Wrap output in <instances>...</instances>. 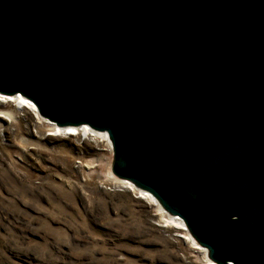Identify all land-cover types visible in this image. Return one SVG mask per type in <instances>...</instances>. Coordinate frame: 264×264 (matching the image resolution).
<instances>
[{"label":"water","instance_id":"obj_1","mask_svg":"<svg viewBox=\"0 0 264 264\" xmlns=\"http://www.w3.org/2000/svg\"><path fill=\"white\" fill-rule=\"evenodd\" d=\"M0 94L106 132L208 259L264 264V0H0Z\"/></svg>","mask_w":264,"mask_h":264},{"label":"rangeland","instance_id":"obj_2","mask_svg":"<svg viewBox=\"0 0 264 264\" xmlns=\"http://www.w3.org/2000/svg\"><path fill=\"white\" fill-rule=\"evenodd\" d=\"M40 117L0 102V264H207L111 176L107 142L51 134Z\"/></svg>","mask_w":264,"mask_h":264},{"label":"bare ground","instance_id":"obj_3","mask_svg":"<svg viewBox=\"0 0 264 264\" xmlns=\"http://www.w3.org/2000/svg\"><path fill=\"white\" fill-rule=\"evenodd\" d=\"M6 96H10V97H6ZM4 100L13 101L18 108L27 109L32 114L36 115L37 117L38 116L40 117V115L37 112V108H36L35 104H33L32 102L28 101L26 98H24L20 95L0 94V102L4 101ZM43 120H45V119H43ZM45 121H47V120H45ZM47 123H50V122L47 121ZM50 124H51L50 130L52 131L51 134H55V135L59 134L61 136H74L76 134H79L83 138H85L88 135L96 136L99 140L107 142V146H108L109 150H111V142H110L108 134L106 132H94L88 126L57 127L56 125H54L52 123H50ZM110 174L116 180H118L120 182L122 181L121 183L128 185L131 189L135 188L130 182L122 180V179H118L116 176L113 175L111 170H110ZM136 190H137V193L139 194V197L141 199L148 201L149 203L153 204L157 208V211L161 217V221L163 222V224L165 226H172L176 229L183 230L184 231V234H183L184 238L187 239V241H189V243L193 244V246H195L197 249L201 250V252L204 253V255L206 256V253H207L206 249H202V248H199L196 246V244L197 245H199V244L192 238V236L188 232L184 222L180 218H176V217L167 215L165 212H163V209L159 206L158 202L155 200V198L152 195H150L149 193H146L142 190H138V189H136ZM207 264H216V263L210 259H207Z\"/></svg>","mask_w":264,"mask_h":264}]
</instances>
